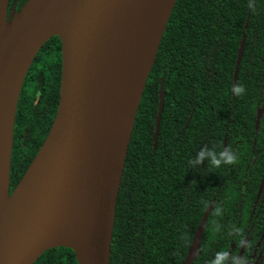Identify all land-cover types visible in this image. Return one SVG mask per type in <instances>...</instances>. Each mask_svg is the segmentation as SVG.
<instances>
[{"label": "trees", "instance_id": "16d2710c", "mask_svg": "<svg viewBox=\"0 0 264 264\" xmlns=\"http://www.w3.org/2000/svg\"><path fill=\"white\" fill-rule=\"evenodd\" d=\"M26 1L8 0V14L19 12ZM60 78L61 45L53 37L36 55L20 91L10 193L51 128ZM161 92L163 110L153 152ZM262 105L264 0H176L137 110L116 200L110 264H182L213 199L193 264H222L227 233L235 226L214 225L219 220L229 225L237 200H246L248 190L257 188L262 163L258 160L249 169L246 162L253 148L264 147V117L255 132V111ZM235 143L239 163L231 165L226 161ZM34 264L77 262L70 249L56 248Z\"/></svg>", "mask_w": 264, "mask_h": 264}, {"label": "water", "instance_id": "95a60500", "mask_svg": "<svg viewBox=\"0 0 264 264\" xmlns=\"http://www.w3.org/2000/svg\"><path fill=\"white\" fill-rule=\"evenodd\" d=\"M30 1L19 12L8 14V0H0V130L5 108L16 96L4 197L12 201L33 166L41 194L36 218L27 225L23 208L10 207L8 220L3 218L0 193V264H34L45 252L56 248L70 249L77 264H110L116 200L135 118L176 0H37L31 10L25 11ZM152 25L159 27L158 38L135 109L118 111L103 98L100 77L113 67L119 51L132 46L134 38ZM53 37L61 45L55 118L42 146L10 193L13 129L20 91L36 55ZM244 42L242 37L233 95ZM163 101L161 92L153 152ZM259 117L257 114L256 127ZM225 149L224 141V154ZM213 204L206 209L182 264H192L198 256ZM8 226L27 227L23 243L12 240Z\"/></svg>", "mask_w": 264, "mask_h": 264}, {"label": "bare ground", "instance_id": "6f19581e", "mask_svg": "<svg viewBox=\"0 0 264 264\" xmlns=\"http://www.w3.org/2000/svg\"><path fill=\"white\" fill-rule=\"evenodd\" d=\"M37 0H31L25 11L31 10ZM159 27L152 25L148 30H142L138 37L134 38L132 46L125 47L119 51L117 59L113 60V67L106 70L100 77V84L103 91V98L112 108L129 112L135 109L139 98L144 78L151 66L153 54L158 38ZM156 31L157 33H155ZM148 32V33H146ZM16 96H13L5 108L1 130H0V193L1 209L3 218L8 220L9 210L23 208L28 224L34 222L37 215V208L40 202L41 187L38 182L35 166L27 173L24 181L16 192L12 201L4 197L6 190L11 127L14 114V103ZM5 219V220H6ZM10 235L14 242L23 243L25 240L26 228H13L8 226Z\"/></svg>", "mask_w": 264, "mask_h": 264}, {"label": "flooded vegetation", "instance_id": "af4514ba", "mask_svg": "<svg viewBox=\"0 0 264 264\" xmlns=\"http://www.w3.org/2000/svg\"><path fill=\"white\" fill-rule=\"evenodd\" d=\"M257 114H259L260 117L258 120V125L256 127ZM263 117H264V105L256 108L255 132L258 131L260 122ZM253 149L249 154L251 158L250 160H248V162H246V166H248L250 169L258 160H260V163H262V168L260 169V174L257 179L258 184L255 192L253 193L251 190H248V197L246 198V200H242V199L237 200L236 207H234L232 211L233 221L229 225L227 223L221 222V220L217 221L216 224L214 225V226H235V230H230L227 233L229 235V242H228V248L224 253L225 256L222 264H264V147L259 146L258 148H256L255 152L253 151ZM225 153H226V149H225ZM229 155L231 157V162H230L231 165H236V162L239 163L238 160L239 154L237 153V143H235L231 147V151ZM243 182H242L241 193L244 195L245 183ZM242 194L240 197L243 198ZM212 201H214V199ZM203 235H204V230L200 242V248L203 240ZM199 253H200V249L198 251V256ZM198 256L196 257V259L198 258Z\"/></svg>", "mask_w": 264, "mask_h": 264}, {"label": "clouds", "instance_id": "9594fccd", "mask_svg": "<svg viewBox=\"0 0 264 264\" xmlns=\"http://www.w3.org/2000/svg\"><path fill=\"white\" fill-rule=\"evenodd\" d=\"M237 91H243V89H237ZM226 162H231V157H229L228 158V160L226 161ZM219 163V161H217V160H213V164L215 165V164H218Z\"/></svg>", "mask_w": 264, "mask_h": 264}]
</instances>
